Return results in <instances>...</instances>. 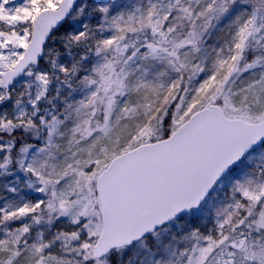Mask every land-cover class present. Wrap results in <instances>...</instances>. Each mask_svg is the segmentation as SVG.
Masks as SVG:
<instances>
[{"label":"snow or ice","instance_id":"1","mask_svg":"<svg viewBox=\"0 0 264 264\" xmlns=\"http://www.w3.org/2000/svg\"><path fill=\"white\" fill-rule=\"evenodd\" d=\"M0 264H264V0H0Z\"/></svg>","mask_w":264,"mask_h":264}]
</instances>
